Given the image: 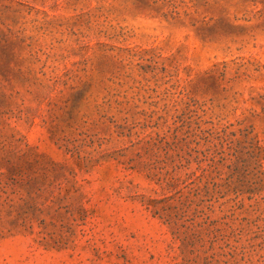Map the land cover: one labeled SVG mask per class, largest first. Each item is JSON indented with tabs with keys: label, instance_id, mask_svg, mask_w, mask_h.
Listing matches in <instances>:
<instances>
[{
	"label": "rangeland",
	"instance_id": "374dc122",
	"mask_svg": "<svg viewBox=\"0 0 264 264\" xmlns=\"http://www.w3.org/2000/svg\"><path fill=\"white\" fill-rule=\"evenodd\" d=\"M0 264H264V0H0Z\"/></svg>",
	"mask_w": 264,
	"mask_h": 264
}]
</instances>
